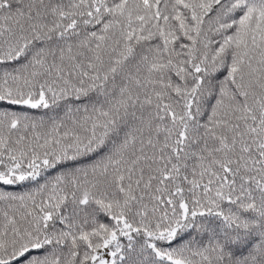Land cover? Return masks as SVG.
Returning <instances> with one entry per match:
<instances>
[{
    "label": "snow or ice",
    "instance_id": "1",
    "mask_svg": "<svg viewBox=\"0 0 264 264\" xmlns=\"http://www.w3.org/2000/svg\"><path fill=\"white\" fill-rule=\"evenodd\" d=\"M0 264H264V0H0Z\"/></svg>",
    "mask_w": 264,
    "mask_h": 264
}]
</instances>
